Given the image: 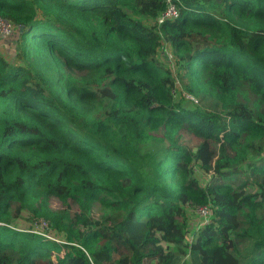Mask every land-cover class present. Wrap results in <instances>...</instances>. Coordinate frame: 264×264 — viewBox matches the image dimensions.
Segmentation results:
<instances>
[{"label":"trees","instance_id":"1","mask_svg":"<svg viewBox=\"0 0 264 264\" xmlns=\"http://www.w3.org/2000/svg\"><path fill=\"white\" fill-rule=\"evenodd\" d=\"M0 16L17 27L0 264H264V0H0Z\"/></svg>","mask_w":264,"mask_h":264},{"label":"built area","instance_id":"2","mask_svg":"<svg viewBox=\"0 0 264 264\" xmlns=\"http://www.w3.org/2000/svg\"><path fill=\"white\" fill-rule=\"evenodd\" d=\"M178 16V11L175 8L174 4L169 3V6L162 13V15L158 18V23H161L165 19H174ZM16 25L8 21L7 19L0 16V35L2 36H10L16 31ZM168 57L170 54L168 53ZM190 99H194L192 96L187 95ZM211 208L209 205H200L195 209V216L199 219L201 224H204L208 221L209 217L211 216Z\"/></svg>","mask_w":264,"mask_h":264},{"label":"rangeland","instance_id":"3","mask_svg":"<svg viewBox=\"0 0 264 264\" xmlns=\"http://www.w3.org/2000/svg\"><path fill=\"white\" fill-rule=\"evenodd\" d=\"M6 43L9 44L10 41L8 40V41H6ZM164 48L167 49V48H168V45L163 46V49H164ZM7 52H8V54H7V57H8V58H13V56L15 55L14 48H13V50H12V48H11V50H10V51H7ZM166 54H167V52H166ZM170 57H172V56L170 55ZM161 59H162L164 62H166L167 64L169 63L170 65H172V62H171V61H168V60L166 59V57L164 56V51L162 52ZM154 134H156L157 136H160V135L163 134V130H162V129H159V130L156 131ZM196 175H197L198 177H201V174H200V173H197ZM51 204H52V207H53V208L56 207V204H55L54 202H52ZM196 219H198V218L196 217ZM198 221H199V219H198ZM194 222H196V220H195ZM23 224H24V222H21V223H20V225H23ZM37 225L39 226V227L37 226V228H36L38 231H39V229L45 228V227H44V226H45L44 223L37 224ZM20 228H21V227H20ZM21 229H23V228H21ZM16 246H17V248L19 247L18 244H16ZM6 255H7V256H10V257L12 258V261H13L12 264H16L17 261L20 262L19 264H26V260H23V259H22V260L20 261V255H19V253H18L16 250L9 251L8 253H6ZM176 260H177V262H178V261H179V258H176ZM34 261H35L34 264H54V263H55V255H54V253H53L51 258H43V259L38 258V259H35ZM183 262H186L185 264H189L188 257H184V256H183L182 259H181L180 264H182Z\"/></svg>","mask_w":264,"mask_h":264},{"label":"crops","instance_id":"4","mask_svg":"<svg viewBox=\"0 0 264 264\" xmlns=\"http://www.w3.org/2000/svg\"><path fill=\"white\" fill-rule=\"evenodd\" d=\"M13 35H10V36H2L0 35V53H2L3 55H5L7 57V54L8 52L7 51H10L11 48L13 50H15V43H14V40H13ZM10 41L9 44L6 43V41Z\"/></svg>","mask_w":264,"mask_h":264}]
</instances>
